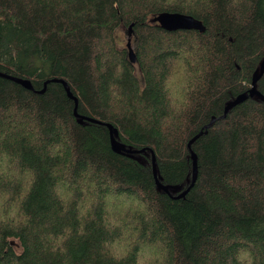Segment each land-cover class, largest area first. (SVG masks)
<instances>
[{"label":"trees","instance_id":"1","mask_svg":"<svg viewBox=\"0 0 264 264\" xmlns=\"http://www.w3.org/2000/svg\"><path fill=\"white\" fill-rule=\"evenodd\" d=\"M263 59L264 0H0V264H264Z\"/></svg>","mask_w":264,"mask_h":264},{"label":"water","instance_id":"2","mask_svg":"<svg viewBox=\"0 0 264 264\" xmlns=\"http://www.w3.org/2000/svg\"><path fill=\"white\" fill-rule=\"evenodd\" d=\"M152 22L156 23L158 26H160L162 29H164L166 31L195 30V31H199L200 33L205 31V26L203 25V23L199 19H197V18H195L189 14H184V13H179V12H160L159 14L155 15L152 18ZM132 25H133V23H131L128 26V29L126 32L127 37H128L127 42H126V46L128 48V57H129L130 61L132 63H134L136 61V56H135V53L132 49L131 40H130V37L132 34ZM263 65H264V59L260 65L259 75L257 77L253 78L250 89L238 94L237 96H235L232 100H230L226 104L222 118L225 117V115L229 109H231L232 107H234L238 104H241L242 102L246 101L249 97L258 96L261 100L264 101V97L255 88V84H256L257 80L261 77V75L263 73ZM0 75L21 84L23 87H25L27 89H32L30 82L26 79L14 78V77H10V76H7V75L1 74V73H0ZM53 80L58 81L55 79H53ZM59 81H61V80H59ZM62 83L64 84L65 89L67 90L69 97H73L72 93L68 89V86L65 84V82H63V80H62ZM75 103H77L76 99H75ZM87 119L89 121H93V119H91V118H87ZM94 122H97V121H94ZM107 126H108V129L110 130L111 143H112L113 149L116 152H120V151H124L125 153L136 152L133 150L121 149V147H119L118 144L114 140V134L117 133L116 129L112 130V127L110 124H107ZM153 170H154V164H153ZM195 176H196V164L194 162L193 180H194ZM157 184H158L160 189H163V191L166 190V188L160 182L157 181ZM185 192L186 191H183L182 193H180L178 197L183 196L185 194Z\"/></svg>","mask_w":264,"mask_h":264},{"label":"rangeland","instance_id":"3","mask_svg":"<svg viewBox=\"0 0 264 264\" xmlns=\"http://www.w3.org/2000/svg\"><path fill=\"white\" fill-rule=\"evenodd\" d=\"M126 32L127 31L125 29H123V28L122 29H119L118 32H117L118 42L121 43V44H123L124 46H125V44L127 42V38H128ZM130 40H131V44H133V37L132 36L130 37ZM132 48H133V46H132ZM263 67H264V65H263ZM258 75L259 74H257L256 77ZM169 97H170V95H169ZM2 172H6V170L4 169ZM11 174H13V173L11 172ZM14 176H16V174Z\"/></svg>","mask_w":264,"mask_h":264},{"label":"bare ground","instance_id":"4","mask_svg":"<svg viewBox=\"0 0 264 264\" xmlns=\"http://www.w3.org/2000/svg\"><path fill=\"white\" fill-rule=\"evenodd\" d=\"M117 142V141H116ZM120 147H122V146H120ZM134 153V152H133Z\"/></svg>","mask_w":264,"mask_h":264}]
</instances>
